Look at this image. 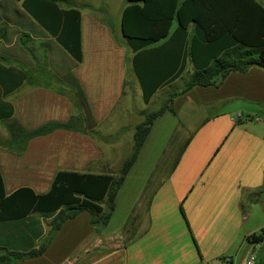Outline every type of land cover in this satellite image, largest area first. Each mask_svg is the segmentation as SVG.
Returning <instances> with one entry per match:
<instances>
[{"label":"crops","instance_id":"1","mask_svg":"<svg viewBox=\"0 0 264 264\" xmlns=\"http://www.w3.org/2000/svg\"><path fill=\"white\" fill-rule=\"evenodd\" d=\"M74 2L60 7L80 11V63L21 7L0 9L6 195L20 188L45 194L59 172L118 175L146 110L154 103L152 112L166 108L126 174L108 223L93 225L80 213L42 256L17 264H222L227 258L247 264L253 252L254 264H264V241H249L264 227V69L231 72L215 86L186 92V85L176 89L182 75L145 104L120 30L128 0H100L89 9ZM188 71L190 77V62ZM49 221L36 216L0 225V245L37 249Z\"/></svg>","mask_w":264,"mask_h":264},{"label":"trees","instance_id":"2","mask_svg":"<svg viewBox=\"0 0 264 264\" xmlns=\"http://www.w3.org/2000/svg\"><path fill=\"white\" fill-rule=\"evenodd\" d=\"M77 63L82 60L80 11L62 9L69 0H14ZM121 35L132 50V66L145 104L163 86L192 73L184 90L215 86L231 72L264 69V6L256 0H128ZM166 105L135 127L132 153L118 175L59 172L45 194L20 188L6 195L0 174V225L50 219L37 249L19 252L0 245V264H17L44 254L62 225L87 213L96 226L108 223L115 197L134 164L152 123ZM8 114V116H10ZM32 133L31 136L37 134ZM252 243L262 236L249 237Z\"/></svg>","mask_w":264,"mask_h":264},{"label":"rangeland","instance_id":"3","mask_svg":"<svg viewBox=\"0 0 264 264\" xmlns=\"http://www.w3.org/2000/svg\"><path fill=\"white\" fill-rule=\"evenodd\" d=\"M262 6H264V0H257ZM77 4V6H81L82 9H89L94 5H99L100 0H76L74 2ZM0 9H20V5L16 3L14 0H0ZM189 81V71L187 73H184L181 80H179L176 84V89L180 90L182 89L187 82ZM158 106L154 103L152 104L146 112L149 114L156 110Z\"/></svg>","mask_w":264,"mask_h":264},{"label":"built area","instance_id":"4","mask_svg":"<svg viewBox=\"0 0 264 264\" xmlns=\"http://www.w3.org/2000/svg\"><path fill=\"white\" fill-rule=\"evenodd\" d=\"M242 118V115L241 114H238L233 120L236 122L238 120H240ZM257 235H261L262 236V241H264V227L259 231V233ZM259 242V243H261ZM259 243H255L256 245L259 244ZM255 259H256V254L253 252L250 256H249V260L247 262V264H254L255 262ZM222 264H234V261L230 258H227L223 261Z\"/></svg>","mask_w":264,"mask_h":264},{"label":"water","instance_id":"5","mask_svg":"<svg viewBox=\"0 0 264 264\" xmlns=\"http://www.w3.org/2000/svg\"><path fill=\"white\" fill-rule=\"evenodd\" d=\"M121 33H122V31H121Z\"/></svg>","mask_w":264,"mask_h":264}]
</instances>
